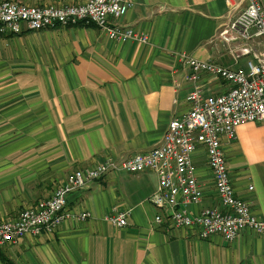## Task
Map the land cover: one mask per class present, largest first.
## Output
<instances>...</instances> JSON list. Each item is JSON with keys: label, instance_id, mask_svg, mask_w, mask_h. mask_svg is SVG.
I'll use <instances>...</instances> for the list:
<instances>
[{"label": "crops", "instance_id": "crops-1", "mask_svg": "<svg viewBox=\"0 0 264 264\" xmlns=\"http://www.w3.org/2000/svg\"><path fill=\"white\" fill-rule=\"evenodd\" d=\"M132 1L119 22L147 43L112 41L86 23L0 35V222L51 197L75 170L159 146L171 119L190 109L191 71L179 54L247 69L249 56L236 59L219 37L230 18L225 0ZM202 84L206 94L229 87L208 74ZM224 149L236 195L264 220V123L241 125ZM194 162L203 200L192 210L220 206L203 148ZM157 181L150 170L111 173L72 191L68 210L91 217L6 244L0 264H264V234L246 229L227 242L156 224ZM114 209L128 212L127 226L104 220Z\"/></svg>", "mask_w": 264, "mask_h": 264}, {"label": "built area", "instance_id": "built-area-1", "mask_svg": "<svg viewBox=\"0 0 264 264\" xmlns=\"http://www.w3.org/2000/svg\"><path fill=\"white\" fill-rule=\"evenodd\" d=\"M225 1L230 18L219 37L236 59L249 56L247 69H233L212 60L179 54L191 71L188 79L193 87L187 97L190 109L171 119L161 144L121 161L108 158L95 167L75 170L51 197L25 207L15 219L0 222V250L27 235L53 234L67 219L91 217L88 211L68 210L67 199L72 191L111 173L147 170L155 172L158 178L150 197L158 210L156 224L193 229L201 239L218 234L227 242L235 241L246 229L264 234V220L252 212L247 201L236 195L224 149V144L237 139L241 125L264 123V0ZM133 6L132 0H83L78 4L45 6L2 1L0 35L86 23L96 25L112 41L147 43L146 34L119 22ZM203 74L227 82L228 89L219 94H206ZM200 148L207 155L220 206H204L195 212L191 206L203 200L194 162ZM104 220L125 227L128 212L114 209Z\"/></svg>", "mask_w": 264, "mask_h": 264}]
</instances>
